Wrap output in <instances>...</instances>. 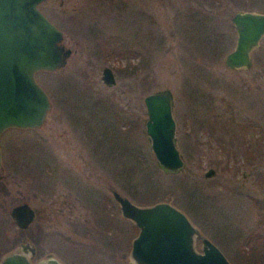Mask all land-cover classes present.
<instances>
[{
	"label": "rangeland",
	"instance_id": "1",
	"mask_svg": "<svg viewBox=\"0 0 264 264\" xmlns=\"http://www.w3.org/2000/svg\"><path fill=\"white\" fill-rule=\"evenodd\" d=\"M38 9L71 53L61 68L34 75L50 103L43 123L0 135V260L25 242L33 264L46 256L131 264L137 231L109 190L138 205L132 193L154 187L157 202L180 210L231 264H264V62L223 63L236 37L231 16L264 13V0H45ZM104 67L112 86L99 79ZM164 88L184 160L170 175L157 168L143 127L142 98ZM208 168L214 175L205 178ZM22 202L38 218L21 233L8 211ZM247 235L251 259L234 261Z\"/></svg>",
	"mask_w": 264,
	"mask_h": 264
},
{
	"label": "water",
	"instance_id": "2",
	"mask_svg": "<svg viewBox=\"0 0 264 264\" xmlns=\"http://www.w3.org/2000/svg\"><path fill=\"white\" fill-rule=\"evenodd\" d=\"M44 1L0 0V135L9 128L33 129L43 123L50 103L34 75L61 68L71 53L62 44L61 31L38 9ZM231 23L236 31L235 45L223 62L231 68H247L249 51L264 36V14L236 12ZM100 81L107 86L115 84L109 67L102 68ZM142 102L146 114L143 127L157 168L166 175L181 172L184 160L176 147L171 92L167 88L152 91ZM203 175L209 178L214 170L208 168ZM109 191L120 215L137 230L130 242L131 264H231L170 203L138 206L116 190ZM8 215L17 229L25 230L37 217V210L22 202L10 207ZM195 238L200 241V252L195 251ZM34 252L29 243L21 242L0 264H32ZM34 264L59 263L47 256Z\"/></svg>",
	"mask_w": 264,
	"mask_h": 264
},
{
	"label": "trees",
	"instance_id": "3",
	"mask_svg": "<svg viewBox=\"0 0 264 264\" xmlns=\"http://www.w3.org/2000/svg\"><path fill=\"white\" fill-rule=\"evenodd\" d=\"M217 40H215V42L212 44L213 46H211V47H208V49H207V53H210V54H212L211 52H217L216 50H217V47H218V45H217ZM118 121L120 122L121 120H119V118H118ZM122 123H126L125 121H122ZM126 125H127V123H126ZM128 130H132V127L130 128V127H126V132L128 131ZM149 180L148 179H146L145 180V182L144 183H146V182H148ZM154 189V187H151V188H142V190H141V192H140V194H136V193H132V197L136 200V202H137V204L138 205H141V206H148V205H151V204H153V203H156L158 200H157V198H156V196L157 195H154V192H152L151 190H153ZM151 191V192H150ZM150 193L152 194L151 196H150ZM152 196H154L155 198L153 199V197ZM129 229L131 230V232H133V234H135V232H136V228H135V226L133 225V224H130L129 225ZM21 233H22V231L23 230H19ZM249 237L250 236H245L243 239H242V241L241 242H239L238 244H237V253L234 255V257H233V260L234 261H240V260H248V259H251V257L249 258L248 256H250L251 255V253H249L248 251L247 252H245V250H247V248L249 247V242H250V239H249ZM241 243H242V245H241ZM238 245H240L242 248H238ZM245 245V247H244V249H243V246ZM251 247V246H250ZM246 248V249H245ZM3 251H5L4 249H3ZM3 251H0V254H1V252H3ZM6 252V251H5Z\"/></svg>",
	"mask_w": 264,
	"mask_h": 264
},
{
	"label": "flooded vegetation",
	"instance_id": "4",
	"mask_svg": "<svg viewBox=\"0 0 264 264\" xmlns=\"http://www.w3.org/2000/svg\"><path fill=\"white\" fill-rule=\"evenodd\" d=\"M238 12H240V11H238ZM236 13V12H235ZM258 13V12H257ZM264 14V13H263ZM234 15V14H233ZM232 15V16H233ZM231 16V17H232ZM230 22H231V18H230ZM232 24V23H231ZM232 26H233V24H232ZM233 28H234V26H233ZM234 31H235V28H234ZM235 34H236V31H235ZM264 38V36H262L260 39H259V41H258V44H257V46H255L253 49H251L250 51H249V54H248V56H249V62H250V66L249 67H247V68H245V67H239V68H231V67H228V66H226L225 64V66L226 67H228V68H230V69H242V68H244V69H250L251 68V66H252V64H253V61L255 60V61H258V62H260V64H263V62H264V50L263 49H261L260 48V41H261V39H263ZM235 40H236V37H235ZM234 45H235V42H234ZM234 47V46H233ZM233 49V48H232ZM231 51V50H230ZM229 51V52H230ZM228 53V52H227ZM226 53V54H227ZM208 54H210V53H208ZM225 54V55H226ZM224 59V58H223ZM224 63V62H223ZM100 73H101V71H100ZM99 79H100V77H99ZM252 80L250 79V85H252ZM171 114H172V110H171ZM172 117H173V114H172ZM173 120H174V122H175V119H174V117H173ZM252 121L249 123L250 124V127H253L252 126ZM175 132H176V123H175ZM250 136H252V135H250ZM255 136V135H254ZM255 143V142H254ZM264 159V158H263ZM264 175V174H263ZM98 198H99V201H98ZM104 197H100V196H93V197H91L90 196V198H87V199H85L86 201H91V202H93L94 201V203L95 204H99V202H101L100 204L102 205V203H104ZM96 200L98 201V202H96ZM63 204H64V206L62 205V207H65L66 206V202L65 201H63L62 202ZM36 218H38V217H36ZM36 220V219H35ZM34 220V221H35ZM32 223V222H31ZM30 223V224H31ZM29 224V225H30ZM28 228V227H27ZM199 240V239H198ZM34 255H35V253H34ZM34 255H33V257H34ZM33 257H32V259H33ZM47 257V256H46ZM32 259H31V262H32ZM45 259V258H44ZM33 264V263H32Z\"/></svg>",
	"mask_w": 264,
	"mask_h": 264
}]
</instances>
